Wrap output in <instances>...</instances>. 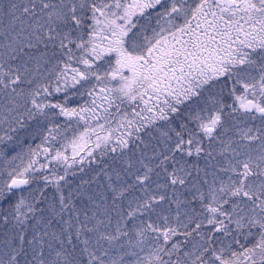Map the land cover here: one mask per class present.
<instances>
[{
	"label": "snow or ice",
	"instance_id": "snow-or-ice-1",
	"mask_svg": "<svg viewBox=\"0 0 264 264\" xmlns=\"http://www.w3.org/2000/svg\"><path fill=\"white\" fill-rule=\"evenodd\" d=\"M0 264H264V0H0Z\"/></svg>",
	"mask_w": 264,
	"mask_h": 264
}]
</instances>
